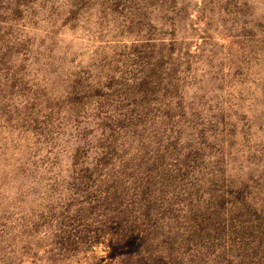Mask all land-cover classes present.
Masks as SVG:
<instances>
[{
  "label": "rangeland",
  "instance_id": "rangeland-1",
  "mask_svg": "<svg viewBox=\"0 0 264 264\" xmlns=\"http://www.w3.org/2000/svg\"><path fill=\"white\" fill-rule=\"evenodd\" d=\"M0 264H264V0H0Z\"/></svg>",
  "mask_w": 264,
  "mask_h": 264
}]
</instances>
